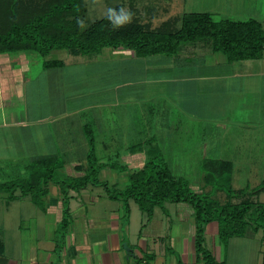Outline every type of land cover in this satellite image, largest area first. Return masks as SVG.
I'll list each match as a JSON object with an SVG mask.
<instances>
[{"label": "crops", "instance_id": "obj_1", "mask_svg": "<svg viewBox=\"0 0 264 264\" xmlns=\"http://www.w3.org/2000/svg\"><path fill=\"white\" fill-rule=\"evenodd\" d=\"M220 9L194 11L219 14V19H255L264 25V0H225ZM68 55L70 59H59V65L43 66L41 62L40 68L30 71L26 52L0 54V128L25 129L26 149L32 153L29 158L58 157L64 176L81 174L74 167L85 163L87 129L93 151L98 146L111 150L116 143H126V152L114 154L120 170L107 173L111 180L123 183L129 172L144 164L150 151L156 152L158 146H144L152 139L156 141L155 135L161 142L163 135L190 129L192 121L199 122L202 129L216 120L214 129L221 130L231 123L249 121L250 125L255 117H264V48L259 58L229 61L221 52L213 51L210 40L204 38L181 44L173 55L136 56L133 50L121 46L80 54L82 59L77 54ZM45 70L55 72L53 75L61 82L57 105L35 98L39 88L31 87ZM12 140L7 139V143L12 144ZM94 155L98 162H104ZM207 158L220 159L203 152L197 155L199 161ZM224 160L232 165L231 160ZM113 162L109 163L112 169L116 166ZM108 169L103 167L99 172ZM89 186L68 190L69 224L61 245L57 243V253L50 250L56 254L53 260L47 259L45 264H201L195 258L194 222L186 203H174L176 218L166 222L158 211L151 223L154 230L147 235L141 218L137 230L130 231L135 203L129 201L127 220L122 223L121 201L108 194L106 214L110 216L103 219L99 212L90 213L86 220L85 205H96L100 197ZM42 199L44 212H53L59 222L62 199L58 189H49ZM156 208L162 210L155 206L149 217L145 215V221L149 223ZM165 229L169 232L161 235ZM254 234L247 228L243 236L228 237L223 244L217 236L216 222L211 221L204 225L203 245L216 261L227 264L225 246L240 241L252 243L256 259L257 253L262 256L264 250L262 245L256 246ZM149 237L153 245L148 244ZM38 257L32 255L22 264H39Z\"/></svg>", "mask_w": 264, "mask_h": 264}, {"label": "trees", "instance_id": "obj_2", "mask_svg": "<svg viewBox=\"0 0 264 264\" xmlns=\"http://www.w3.org/2000/svg\"><path fill=\"white\" fill-rule=\"evenodd\" d=\"M112 7L117 16L120 15L122 4L118 2ZM86 10L84 0H0V54L33 51L45 56L52 49L88 54L103 47L121 46L133 50L136 56L173 55L181 44L205 38L210 40L213 51L221 52L227 60L233 61L259 58L264 48V26L255 19L214 20L208 12L189 11L151 27L135 16L123 25H114L115 18L110 20L108 14L88 21ZM42 62L43 66L61 64L59 59ZM86 136L85 163L74 167L80 175L58 178L57 173L63 168L61 160L53 155H43L25 163L24 175L0 182V192L5 193L7 201L28 195L42 210V197L47 194L48 185L57 186L62 199L59 241L69 224L68 190L79 191L86 185L106 188V182L99 180L98 172L103 167L112 168L96 160L88 129ZM200 169L204 182H213L218 188L225 189L228 198L244 194L243 189L234 190L226 185L232 170L230 161L203 159ZM259 191H264L263 180L250 192ZM108 196L120 199L124 220H127L129 201L147 217L155 206L163 209L166 202L186 203L192 210L194 222L195 258L201 264H224L223 260L216 261L203 245L206 223L216 222L217 236L223 244L228 237L243 236L247 228L257 231L264 226V203H250L245 198L236 203L227 200L221 204L210 200L202 192L192 189L182 176L173 174L155 151H150L139 169L127 174L124 186L109 192ZM260 264H264V254Z\"/></svg>", "mask_w": 264, "mask_h": 264}, {"label": "rangeland", "instance_id": "obj_3", "mask_svg": "<svg viewBox=\"0 0 264 264\" xmlns=\"http://www.w3.org/2000/svg\"><path fill=\"white\" fill-rule=\"evenodd\" d=\"M87 6L86 19L92 21L108 14L109 9H113L115 3H121L123 8L129 10L132 16H135L142 23H148L154 27L162 20L172 18L173 16H180L185 11L202 10L208 8L209 10L218 9L223 6L225 0H84ZM214 20H218L222 16L219 14H212ZM263 25V24H262ZM264 26V25H263ZM65 49H52L45 56H40L36 52L28 51L26 56L30 62V71L41 67L42 60L69 58L70 55ZM79 58L84 57L78 53ZM70 59V58H69ZM82 59V58H81ZM38 73V72H37ZM36 73V74H37ZM53 71L45 70L38 78L31 84V87H38L35 98L42 100L47 99L46 104L57 105L58 96L57 91L61 88V82L53 75ZM31 75V72L30 74ZM50 75V76H46ZM56 93V94H54ZM33 94V95H34ZM38 94V95H37ZM54 96V97H52ZM47 97V98H46ZM216 120L212 121L206 127L200 129V123L192 121L190 129H178L175 134L168 136L163 135L162 141L152 139L145 144L146 147L156 148L161 159L172 170L171 172L177 176H182L190 187L197 192H202L208 199H212L217 203H225L230 200L236 203L241 199H247L250 203H264V191L250 192L251 188L257 186L264 181V117H255L253 122L249 125L246 123H231L225 129H214ZM237 122V121H236ZM246 124V125H245ZM11 129V130H10ZM0 128V182L9 180L16 176L24 175V165L30 158L26 146V131L25 129ZM9 131V135L7 132ZM44 131V129H42ZM36 135V134H34ZM152 136V135H151ZM148 137V136H146ZM170 137V139L168 138ZM149 138V137H148ZM152 138V137H150ZM176 142L174 144V139ZM7 139H13L12 144L7 143ZM171 142V143H169ZM126 143H116L111 150L98 148L94 153L102 159L107 165L113 162L116 164L114 169L110 168L105 172H99L98 178L105 180L106 188L101 185L89 186L92 193H98L100 197L96 200V205L86 204L85 218L88 220L90 213L99 212L103 219L110 216L107 212V205L109 204L105 197L109 192L116 191L117 188L124 186L120 181L115 182L111 180L109 171H118L119 159L114 157L116 152H126L123 147ZM219 146L222 148L220 149ZM161 147V148H160ZM159 148V149H158ZM200 148V151H199ZM160 150V151H159ZM155 151V150H153ZM34 152V151H33ZM38 152V151H37ZM199 152H203L209 157H217L220 159H229L232 162V170L229 175V184L234 190L243 189L244 194L241 197L228 198L225 189L218 188L215 183H206L202 179V170L200 169L201 160L197 159ZM3 156V157H2ZM2 157V158H1ZM178 157V158H177ZM7 163V165H5ZM64 169V168H63ZM64 173L60 170L57 173L58 178H62ZM114 183L115 185H112ZM224 185V184H223ZM222 185V186H223ZM225 186V185H224ZM223 186V187H224ZM57 186L53 184L48 185V190H54ZM86 201H83V203ZM165 205V206H164ZM177 204L164 203L163 209H155L149 223L145 221V214L134 206L130 218V231L137 230L140 226V218L146 224L143 231L151 235L154 228L151 223L158 211L163 214L160 218L164 222L169 221L170 218L175 219L176 213L174 211ZM97 208V209H96ZM89 214V215H88ZM82 216V220L84 218ZM124 219H120L123 223ZM79 221V218L77 219ZM125 221V220H124ZM162 221V222H163ZM260 222V221H259ZM81 225V222H80ZM165 226V224H164ZM263 226V225H262ZM60 229H58V222L56 214L46 213L37 205L31 202L28 195H20L17 198L7 201L5 193L0 192V264H13L18 261L22 264L23 261L31 259L32 255L38 257L39 264H45L47 259L53 260V255H56L58 248L61 245L59 241ZM156 232V231H155ZM158 232V231H157ZM168 233V229L161 232V235ZM65 233V232H64ZM58 238V239H57ZM262 238V240H261ZM147 242L153 245L152 239L147 238ZM254 239L256 246L262 245L264 250V226L255 231ZM59 242V245L57 244ZM208 242V241H207ZM123 244V242H122ZM58 245V246H56ZM208 246V244H206ZM157 247V245H155ZM53 250L54 252L50 251ZM254 247L252 243L240 241L238 245L229 244L225 246L224 253L227 264H260L262 256L259 252L256 255L255 261ZM51 253V256L48 255ZM54 253V254H53ZM43 260V263H41Z\"/></svg>", "mask_w": 264, "mask_h": 264}, {"label": "clouds", "instance_id": "obj_4", "mask_svg": "<svg viewBox=\"0 0 264 264\" xmlns=\"http://www.w3.org/2000/svg\"><path fill=\"white\" fill-rule=\"evenodd\" d=\"M119 13H120V15L117 16V12L114 9L108 10V18L110 20L115 18L114 25H123V24L131 21L132 13L129 10H127L125 8H121L119 10Z\"/></svg>", "mask_w": 264, "mask_h": 264}, {"label": "water", "instance_id": "obj_5", "mask_svg": "<svg viewBox=\"0 0 264 264\" xmlns=\"http://www.w3.org/2000/svg\"><path fill=\"white\" fill-rule=\"evenodd\" d=\"M123 246L126 248L125 244L123 243Z\"/></svg>", "mask_w": 264, "mask_h": 264}]
</instances>
